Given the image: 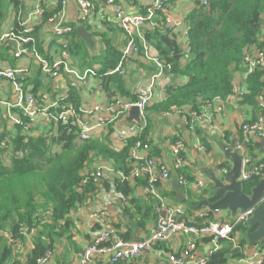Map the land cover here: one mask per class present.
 <instances>
[{
  "label": "trees",
  "instance_id": "16d2710c",
  "mask_svg": "<svg viewBox=\"0 0 264 264\" xmlns=\"http://www.w3.org/2000/svg\"><path fill=\"white\" fill-rule=\"evenodd\" d=\"M9 1L17 12L19 1ZM207 4V7L200 5L186 17L189 30L184 49L178 36L165 28L143 31L147 51L170 67V71L165 69L161 77L167 80L165 93L160 99L148 104L143 111L145 126L140 139L147 143L150 114L161 115L173 107L180 111H198L203 103L215 98L227 100L231 94L232 80L236 74L243 73L244 54L249 49L264 51V0H207ZM146 10L147 8L141 10V15H145ZM58 11L59 9L55 13L44 14L42 22L34 28L37 40L42 28L49 32L52 30L48 20ZM3 16L4 11L0 10V19ZM156 16L159 23L161 14L158 12ZM117 26L116 29L119 28ZM69 27L70 33L52 37L53 44L50 42L49 48L54 47V44L55 47H60L63 42H67L68 53L73 61L71 65L80 73L87 69L93 70L94 74L88 80L97 91L100 90L113 99L134 101L136 95L126 83L128 72L123 75L111 74L121 58L119 47L124 40L117 44L106 33L92 32L94 44L90 46L77 36L76 26ZM118 31L122 34L121 30ZM38 42V48L42 52V44L39 40ZM13 50L12 44L0 43V62L14 65L11 56ZM137 57L144 58L140 41ZM150 65L146 69L149 76L156 72L155 66ZM61 78L65 82L64 94L66 93L67 99H61L60 104L81 105L77 90L69 85L70 79L64 75ZM42 79L40 69L36 70L30 81L31 94L34 96L51 86L43 84ZM181 79L185 82L177 84L176 80ZM244 85L245 95L242 100L255 105L256 97L264 92V69L254 71L244 81ZM62 95L56 98H61ZM6 124L14 132L11 139L8 133H3L0 138V142H6V147L0 146V232L7 233L13 239L19 238L18 230L21 226L35 229L37 233L25 255H22L24 248L13 249L4 237H0V264H36L37 259L47 250H53L54 243L64 236L71 225L70 215L73 210L89 204L98 185L91 177L97 171V164H110L122 173H128L127 159L136 139L121 142L122 148L113 150L108 135L104 139L92 137L85 142L79 141L77 127L71 133H67L62 127H56L54 135L52 125L48 124L31 127L29 132ZM107 130L111 132L110 129ZM51 147L57 148L55 154L51 153ZM252 148L256 150L258 145L253 144ZM226 166L222 164L219 168ZM187 180H191L190 177ZM135 181L143 186L145 184L143 179ZM115 184L117 192L126 199L130 198L132 192L128 182L116 180ZM257 184L256 178L243 182L242 192L250 195ZM223 195L222 190L215 188L211 191L204 190L200 194L189 190L186 195V212L194 211L196 205L203 200L212 204ZM127 201L134 204L133 199ZM174 203L178 204L175 198ZM123 213L129 215L126 208ZM141 219L143 221L141 220L140 227H144L145 220L157 219L153 213V205L147 206ZM194 221L197 226H201L203 223L216 221V218L214 213L206 211L205 217ZM253 230L248 226L235 227L231 238L237 236L239 246H247L246 235ZM115 237L123 241H137L131 237L130 232ZM210 240V237L205 236L201 241L209 244ZM218 245V249L207 257L206 264H226L230 259L239 258V250L232 247L231 241L220 240ZM260 249L264 251V246Z\"/></svg>",
  "mask_w": 264,
  "mask_h": 264
},
{
  "label": "built area",
  "instance_id": "2783aa9c",
  "mask_svg": "<svg viewBox=\"0 0 264 264\" xmlns=\"http://www.w3.org/2000/svg\"><path fill=\"white\" fill-rule=\"evenodd\" d=\"M69 0H59V11L48 20L52 25V34L57 37L70 32V28L62 24L63 15L68 7ZM78 11L79 22L84 23L89 20L95 11L96 4L108 8L112 17L117 21L119 29L124 37V45L121 50V58L111 74L123 75L126 73L127 64L139 53V41L143 47L144 58L152 62L156 72L150 77L148 83L139 88L134 101H121L113 99L107 105H94L90 108L83 105L74 106L71 103L61 105V99H67L66 93L61 98L51 99L46 93L38 96L31 94L27 85L30 79L28 66L26 62H32L39 67L42 76L49 79L61 78L64 75L70 79L69 85L78 89L87 84L88 78L94 72L91 69L80 73L69 63L68 47L65 42L60 50H47L48 56L40 52L38 40L34 34L32 21L43 17L44 9L42 0H36L35 8L25 16L19 24V30H11L6 34L0 35V43H10L14 45L12 59L14 65L0 62V85L7 84L11 88V99L0 98V107L4 109L2 119L12 126L20 127L22 131L29 132L31 127L43 124L52 125L53 134H56V127H62L67 133L77 130L78 140L88 141L97 130H106L107 127L127 116L131 107H137L141 113L142 123L140 126L130 125L120 128L117 133V139L124 142L130 138L136 139L128 155V173L122 176L123 182L137 179L145 181V193L155 201V214L158 216L155 227L151 234L141 241H123L114 238V230L111 224V215L107 211H97L90 216L102 226V231L93 239V241L78 255L77 264H95L100 257H105V264H122L127 261H133L142 257L145 253L151 251L159 243L168 242L179 235L188 238L186 245L177 254L170 255L167 258L168 264H206V259H196L195 251L197 248L196 239L210 237L211 248L208 256L218 249L220 240H229L234 246H238L231 238L235 227L247 226L248 220L252 217L253 209L244 212H237L229 220H216L203 223L197 226L196 218H203L206 213H200L191 217L186 216L183 207L171 206L167 204L158 191L157 186L166 183L170 178L169 169L161 162L156 161L149 155L150 147L147 141L140 139V134L144 129L143 111L148 104L159 98L155 93V84L163 75V71L170 67L166 66L159 58L150 57L146 49L143 38V31H154L157 27L165 28L169 33L177 36L186 37L189 27L186 22L175 19L170 13L171 0H153L147 7L145 15L127 14L118 0H73ZM207 0L202 1V6L207 7ZM160 13V22L156 20L157 13ZM49 45V44H48ZM243 73L236 74L231 83L230 101L242 100L245 95L242 85L249 75L256 70L264 69V51L249 49L243 56ZM220 98H215L201 105L198 111H180L175 107L170 112H177L189 129L196 126H203L209 130H215L213 125L212 111L221 112ZM256 118L251 121L240 124L239 132L234 140V153L241 160L239 181L241 183L256 178L264 181V153H261L258 147L251 153V146L255 142L264 141V92L255 99ZM168 113V114H169ZM2 147H6V142H0ZM4 145V146H3ZM55 145V144H51ZM52 154H55L56 147H51ZM184 142L182 139H176L171 143V155L173 157L172 167L175 171H182L184 161L182 151ZM21 157V154H19ZM92 180L97 182L102 177L101 170H97L91 175ZM121 182V181H120ZM179 184L187 187L183 176H179ZM196 187H202L197 183ZM119 201L126 202V198L118 193ZM264 202V195L262 197ZM36 230L21 226L18 230V239H13L5 232H0V237H4L8 243L20 245L25 243L30 246L33 243V237ZM241 259L245 264H264V252L260 249H249L247 247L239 248ZM54 251L47 250L36 261V264H50Z\"/></svg>",
  "mask_w": 264,
  "mask_h": 264
},
{
  "label": "crops",
  "instance_id": "0c3cea01",
  "mask_svg": "<svg viewBox=\"0 0 264 264\" xmlns=\"http://www.w3.org/2000/svg\"><path fill=\"white\" fill-rule=\"evenodd\" d=\"M18 1L19 6L18 11L16 12L15 8L9 3V0H0V10L4 11V16L0 19V35L6 34L11 30H16V28L19 30L18 26L20 22L35 8L36 0ZM152 1L153 0H118L119 4L123 7V10L130 15H141V10L146 9ZM202 1L203 0H171L170 13L175 19L185 22L188 14L202 5ZM42 6L44 14L55 13L59 9V0H42ZM42 19L43 17L38 20L35 18L34 21H32L33 27H37L42 22ZM116 22L117 21L112 17L110 10L99 3L96 4L95 11L87 22H79L77 7L73 0L68 1V7L62 19V24L66 27L72 25L76 26L77 29L80 27L83 28L91 37L92 44L90 46H93L94 44L91 35L92 32L106 33L115 43H122L124 37L120 31H118L119 28L116 29ZM52 37L57 36L45 28H42L39 32L38 40L42 44L44 55L48 56L49 52L47 50L51 49V51H58L61 48V46L55 47L56 44H54V47L52 46V48H49L50 42L53 44ZM178 38L183 49L186 48V37L178 36ZM65 43L67 45V42ZM123 45L124 42L119 47L121 50ZM12 47L14 48V45H12ZM148 54L150 57H154L149 50ZM69 63H73L70 55ZM150 64H152V62L145 58H139L137 55L127 64L126 72H128V77L126 83L127 86L134 91V96L137 94L139 88L148 83L152 76H149L146 71V69L151 66ZM25 65L28 66L29 69L30 79L27 85H30L29 88L31 91L32 82L30 81L34 72L38 70L39 67L32 62H26ZM71 67L74 68L72 65ZM76 70L78 71V69ZM42 78L43 84L51 86L45 90L39 91L37 95L46 93L51 99H55L66 91L65 82L62 78L54 80L44 76H42ZM176 81L177 84L185 82L184 79ZM166 83L167 80L165 78H160L156 81L155 93L157 95L159 94L158 99H160L165 93ZM242 86L244 87L245 85L243 84ZM76 90L81 99V105L87 108L98 104L107 105L113 100V98L106 95L104 92H101L100 90L97 91L89 80L87 81V84L85 83V85H82ZM11 94V88L7 84L3 83L0 85V98L6 97L9 100L11 99ZM121 101L127 100L121 99ZM221 105L220 113L212 111L213 125L214 128L216 127L214 131L201 125L194 127V129H189L177 112L169 113L170 110L161 115L150 114L151 124L149 125V131L147 134L150 147L149 155L156 161L163 163L169 169L170 173L169 180L166 183L157 186V191L159 195L166 200L167 204L183 207L185 214L189 219L197 214L206 213L207 210H194L190 213L186 212L185 203L187 201L186 195L188 194V191L191 190L196 194H200L204 190H213L214 179H221L230 169V164L225 158L223 150L229 149L231 152H234V140L239 132L240 124L254 120L258 114L256 105L244 103V100L230 101L227 99L221 103ZM3 111L4 109L0 107V138L3 133H8L7 135L9 139H11L14 131L6 124L7 122L3 121ZM124 119L125 117L113 126L107 127V129L111 130L110 133L107 129L104 131L97 130L94 132L93 137L104 139L106 135H108L111 148L113 150H119L122 148L123 142L121 143L117 139L116 133L120 128L127 126L124 123ZM176 138L182 139L184 142V149L182 151L184 168L180 172L175 171L172 167L173 157L171 155L170 147L171 143ZM253 144L257 143L254 142ZM250 150L251 153H254L253 148ZM222 164L227 166L220 169L219 166ZM97 166L98 167L95 170H101L102 177L96 182L98 185L95 194H92L89 204L73 210L70 215V227L65 231L64 236L58 238V241L54 243V254L50 264H77L78 255L93 241L99 232L102 231V226L94 219H90V216L97 211H107L110 213L114 238H116L115 236L118 234L130 232L132 238L141 241L146 239L155 227L157 219L155 221L145 220L144 227L139 226L141 220L143 221V219H141L142 213L148 205H153V213L155 214V202H153L151 197L145 193V184L143 186L139 181H128L132 195L127 199H133L134 204H130L127 199V202L122 203L119 201V192L115 189V183L116 180L123 182L122 176L124 173L113 168L110 164L101 163L97 164ZM179 176H183L188 185L187 187H183L179 184ZM189 177L191 180H187ZM175 181L183 194L185 200L184 203H174V198L176 200V193L174 192L173 182ZM258 182L260 181L258 180ZM197 183H201L202 187H196L195 185H197ZM124 208L129 211V215H124ZM129 216H131V218ZM232 216L233 215L228 212L215 214L216 220L222 221L229 220ZM58 229L57 231H59ZM188 238L193 239V237L179 235L168 242L157 244L151 251L145 253L139 259L127 261L122 264H168L167 258L170 255L179 253L186 245ZM202 239L203 238L196 239L197 248L195 251V257L196 259L207 260V257L210 256H208V251L211 248V244H203L201 241ZM233 240L238 246L236 247L232 244V247L239 250V248H241L238 244L239 238L236 236ZM30 246L27 247L29 250ZM16 247L19 249L20 245H17ZM242 247L260 249L261 245L249 247L247 244V246ZM239 255V258L230 259L226 264H245L241 259L240 250ZM100 259L101 260H98L95 264H105V257H100Z\"/></svg>",
  "mask_w": 264,
  "mask_h": 264
},
{
  "label": "water",
  "instance_id": "95a60500",
  "mask_svg": "<svg viewBox=\"0 0 264 264\" xmlns=\"http://www.w3.org/2000/svg\"><path fill=\"white\" fill-rule=\"evenodd\" d=\"M77 36L89 45L92 44L90 35L83 28L80 27L77 29ZM124 123L127 126L131 124L137 126L141 125L142 117L137 107L133 106L128 110ZM257 145L261 153H264V141L257 142ZM223 152L230 164V169L221 179H214V188L222 190L224 195L221 199L212 204L207 200L199 202L195 210H207L214 214L228 212L231 215H235L239 211L244 212L253 209L252 217L248 220L247 226L254 230L246 235L247 244L249 247H254L256 245L264 246V202L262 201L264 195V181L258 182L251 190L250 195L244 194L242 192V183L238 180L241 168L240 157L229 149H224ZM173 186L177 202L184 203L183 194L176 181L173 182Z\"/></svg>",
  "mask_w": 264,
  "mask_h": 264
},
{
  "label": "rangeland",
  "instance_id": "374dc122",
  "mask_svg": "<svg viewBox=\"0 0 264 264\" xmlns=\"http://www.w3.org/2000/svg\"><path fill=\"white\" fill-rule=\"evenodd\" d=\"M263 32H264V16H263ZM264 35V34H263ZM0 146L2 147V145H1V143H0ZM4 146V145H3ZM52 153V152H51ZM36 233H37V230H36ZM36 233H35V235H36ZM10 244V243H9ZM22 244V246H20L19 248H24V251L22 252V255H25L26 254V252L27 251H29V248H27V247H29L28 245H26L25 243H21ZM20 244V245H21ZM17 245L16 244H11V248H13V249H18L17 247H16ZM26 251V252H25Z\"/></svg>",
  "mask_w": 264,
  "mask_h": 264
}]
</instances>
